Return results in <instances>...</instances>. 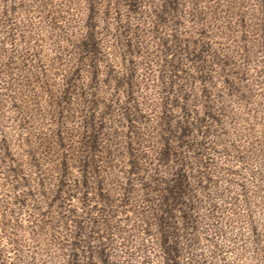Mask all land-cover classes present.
Here are the masks:
<instances>
[{"label": "rangeland", "instance_id": "rangeland-1", "mask_svg": "<svg viewBox=\"0 0 264 264\" xmlns=\"http://www.w3.org/2000/svg\"><path fill=\"white\" fill-rule=\"evenodd\" d=\"M264 264V0H0V264Z\"/></svg>", "mask_w": 264, "mask_h": 264}, {"label": "trees", "instance_id": "trees-1", "mask_svg": "<svg viewBox=\"0 0 264 264\" xmlns=\"http://www.w3.org/2000/svg\"><path fill=\"white\" fill-rule=\"evenodd\" d=\"M165 264H170L169 262H165Z\"/></svg>", "mask_w": 264, "mask_h": 264}]
</instances>
